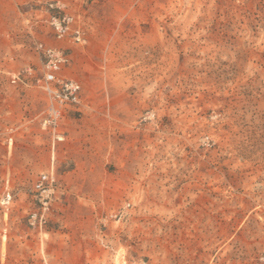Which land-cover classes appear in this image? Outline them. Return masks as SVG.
<instances>
[{
  "label": "rangeland",
  "instance_id": "1",
  "mask_svg": "<svg viewBox=\"0 0 264 264\" xmlns=\"http://www.w3.org/2000/svg\"><path fill=\"white\" fill-rule=\"evenodd\" d=\"M0 264H264V0H0Z\"/></svg>",
  "mask_w": 264,
  "mask_h": 264
},
{
  "label": "built area",
  "instance_id": "2",
  "mask_svg": "<svg viewBox=\"0 0 264 264\" xmlns=\"http://www.w3.org/2000/svg\"><path fill=\"white\" fill-rule=\"evenodd\" d=\"M72 20V18L66 16L63 19L56 17L52 19L51 24L58 39L63 40L66 37ZM75 37L77 42L82 41L80 29L75 31ZM37 49L43 58V78L38 80V84L44 89L52 102L42 124L44 129H50L52 133L54 157L55 143L63 142L65 139L64 134L59 130L63 111L67 107L80 106L82 87L78 81L67 77L64 73L66 67L70 65V58L65 51L43 43L38 44ZM54 180V173L51 170V172L43 175L37 186L42 189L45 182L52 183Z\"/></svg>",
  "mask_w": 264,
  "mask_h": 264
}]
</instances>
